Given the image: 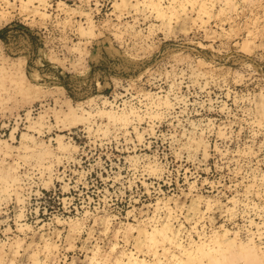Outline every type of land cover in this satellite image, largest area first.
<instances>
[{
  "label": "rangeland",
  "instance_id": "obj_1",
  "mask_svg": "<svg viewBox=\"0 0 264 264\" xmlns=\"http://www.w3.org/2000/svg\"><path fill=\"white\" fill-rule=\"evenodd\" d=\"M11 22L0 264H264V0H0Z\"/></svg>",
  "mask_w": 264,
  "mask_h": 264
},
{
  "label": "bare ground",
  "instance_id": "obj_2",
  "mask_svg": "<svg viewBox=\"0 0 264 264\" xmlns=\"http://www.w3.org/2000/svg\"><path fill=\"white\" fill-rule=\"evenodd\" d=\"M241 239V238H240ZM252 239V238H251ZM250 241V240H249ZM248 241V242H249ZM241 245V244H240ZM233 246L232 243L229 244H225V246L220 247L219 244L217 243L215 245V247L211 248V247H207L206 244H200L198 247L199 253L202 255V257H206L208 260V264H227V263H222V261H217V257L216 256H211L210 254H212L211 252L213 251H218V252H226V251H232L233 249L231 248ZM254 249V248H253ZM238 255H240L242 257V259H251V262H253L254 257H256V253L254 250H252V248H250L248 245H241L238 249ZM222 255V254H221ZM236 255V254H235ZM226 256H222V260H226L227 258H225ZM232 257V256H230ZM228 260V259H227ZM229 261V260H228ZM246 261V260H245ZM255 261V260H254ZM250 262V263H251ZM258 262V261H257ZM232 263V262H231ZM229 264V263H228ZM249 264V263H248ZM258 264V263H255Z\"/></svg>",
  "mask_w": 264,
  "mask_h": 264
},
{
  "label": "trees",
  "instance_id": "obj_3",
  "mask_svg": "<svg viewBox=\"0 0 264 264\" xmlns=\"http://www.w3.org/2000/svg\"><path fill=\"white\" fill-rule=\"evenodd\" d=\"M3 32L7 34L8 33L22 34L30 42L28 34L24 33V32H28V30L18 22H11L8 25L4 26L3 30L0 29V34ZM30 45H31V42H30Z\"/></svg>",
  "mask_w": 264,
  "mask_h": 264
}]
</instances>
